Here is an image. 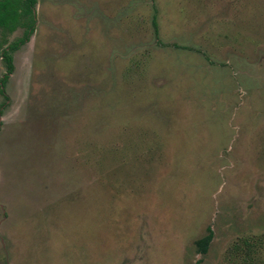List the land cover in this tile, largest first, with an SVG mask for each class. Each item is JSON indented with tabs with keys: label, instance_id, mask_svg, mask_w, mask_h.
I'll return each mask as SVG.
<instances>
[{
	"label": "rangeland",
	"instance_id": "obj_1",
	"mask_svg": "<svg viewBox=\"0 0 264 264\" xmlns=\"http://www.w3.org/2000/svg\"><path fill=\"white\" fill-rule=\"evenodd\" d=\"M35 11L0 92V264H264V0Z\"/></svg>",
	"mask_w": 264,
	"mask_h": 264
},
{
	"label": "trees",
	"instance_id": "obj_2",
	"mask_svg": "<svg viewBox=\"0 0 264 264\" xmlns=\"http://www.w3.org/2000/svg\"><path fill=\"white\" fill-rule=\"evenodd\" d=\"M36 3L37 0H0V28L5 31H13L17 27H22L24 30L22 37L10 43L2 52L6 71L0 78V92L4 97H7L4 90L5 83L14 70L11 52L28 42L35 31L37 22ZM153 23L155 24L154 18ZM212 239L213 232L208 228V233L195 241L197 252L205 254Z\"/></svg>",
	"mask_w": 264,
	"mask_h": 264
}]
</instances>
